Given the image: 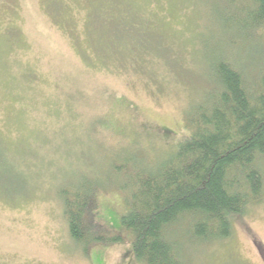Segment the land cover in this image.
I'll list each match as a JSON object with an SVG mask.
<instances>
[{"label":"rangeland","instance_id":"rangeland-1","mask_svg":"<svg viewBox=\"0 0 264 264\" xmlns=\"http://www.w3.org/2000/svg\"><path fill=\"white\" fill-rule=\"evenodd\" d=\"M232 12L220 0H0V264H140L122 189L174 146L219 58L264 68L263 33L242 39ZM87 185L96 205L75 242L61 194ZM175 231L188 264H264V198L226 240Z\"/></svg>","mask_w":264,"mask_h":264},{"label":"trees","instance_id":"trees-1","mask_svg":"<svg viewBox=\"0 0 264 264\" xmlns=\"http://www.w3.org/2000/svg\"><path fill=\"white\" fill-rule=\"evenodd\" d=\"M220 1L233 11L229 27L242 39L264 35V0ZM258 72L253 77L238 61L219 58L208 90L188 108L174 146L122 189L121 228L131 235L140 264H188V244L169 240V230L177 233L186 225L188 242L211 245L230 238L234 220L263 203L264 68ZM88 191L87 185L61 194L75 242L90 233L88 217L96 202L91 186Z\"/></svg>","mask_w":264,"mask_h":264}]
</instances>
